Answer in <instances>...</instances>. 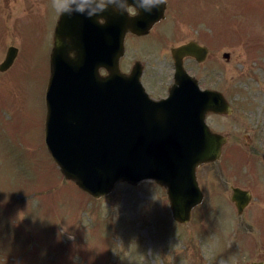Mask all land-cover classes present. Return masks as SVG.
Returning a JSON list of instances; mask_svg holds the SVG:
<instances>
[{
	"label": "rangeland",
	"instance_id": "374dc122",
	"mask_svg": "<svg viewBox=\"0 0 264 264\" xmlns=\"http://www.w3.org/2000/svg\"><path fill=\"white\" fill-rule=\"evenodd\" d=\"M10 3L0 12V63L8 46L19 53L0 72V264L264 263V0H203L206 19L195 23L186 0H176L182 19L171 24L169 40L152 33L125 43L121 70L140 61L142 82L151 80L155 96L171 79L170 47L195 37L210 55L187 63L188 71L232 106L229 115L207 118L227 141L218 160L197 168L203 201L187 223L172 218L165 190L153 180L116 183L95 199L63 177L44 138L59 12L52 0ZM231 186L251 192L241 214Z\"/></svg>",
	"mask_w": 264,
	"mask_h": 264
},
{
	"label": "water",
	"instance_id": "95a60500",
	"mask_svg": "<svg viewBox=\"0 0 264 264\" xmlns=\"http://www.w3.org/2000/svg\"><path fill=\"white\" fill-rule=\"evenodd\" d=\"M136 1L68 0L64 6L49 56L45 144L63 177L91 197L107 195L116 183L153 180L164 188L172 218L187 223L203 201L197 168L218 160L226 142L206 115H229L232 107L220 91L201 89L184 69V56L206 58L207 49L194 41L171 49L174 80L165 98L146 93L140 61L121 70L126 33L145 34L156 21L152 4L135 16L123 10ZM16 54L15 46L8 47L0 72ZM231 189L241 214L251 193Z\"/></svg>",
	"mask_w": 264,
	"mask_h": 264
},
{
	"label": "flooded vegetation",
	"instance_id": "af4514ba",
	"mask_svg": "<svg viewBox=\"0 0 264 264\" xmlns=\"http://www.w3.org/2000/svg\"><path fill=\"white\" fill-rule=\"evenodd\" d=\"M13 1H15V0H0V12L1 11H3V10H5V9H7L6 7H8L9 6V3L10 2H13ZM31 1V0H30ZM202 1L203 0H186V4H187V6H184V9H185V11L188 13V15H189V17L190 18H192V20H193V23H195V22H197V21H200V19L202 18V16H204L205 17V19H206V16L205 15H202L203 13H202V5H203V3H202ZM227 2L229 1V0H226ZM175 2H176V0H165V2H160V0H154V3H153V0H137L136 1V6H138L137 8H136V6H134L133 4H130V5H127V6H124L123 7V10H125L127 13H128V15H130V16H135V15H137L138 14V11H137V9L138 8H140L142 5L143 6H148V7H150L151 6V4H152V6L151 7H153L154 8V10H155V14H154V16H155V18H156V21L154 22V24L151 26V28L148 30V32H146L145 34H135V33H133V32H131V31H129V32H127L126 33V35H125V40H124V47L126 46L125 45V43L127 44V41L129 40V39H131V38H136V39H139V38H146V37H149V35L150 34H152V33H155L156 34V36H159L160 35V43H161V40H163L164 41V43L167 41V40H169L173 35H174V31H173V29H172V27H171V24H173V22H174V20L176 19V18H180V19H182V15H181V13L179 12V11H177L175 8H174V4H175ZM11 4V3H10ZM229 4V9L231 10V9H233L232 7H231V3L229 2L228 3ZM216 14H214V16H215ZM59 16H60V13H58V16H57V19H56V21H55V23H54V28H55V25H56V23H57V20H58V18H59ZM196 16H198V17H196ZM167 27L171 30V32H168V35H167ZM165 29H166V32H165ZM156 30V31H155ZM160 34H159V33ZM53 33H54V29H53ZM202 38H204V39H206V37H204L203 35H202ZM191 41H194V42H196L198 45H200V46H203V47H205L206 49H207V55H206V58H205V60L207 59V57H208V55H210V50H209V48H208V46L206 45V44H204V43H202V42H200V41H198L195 37H192V38H189L188 40H186V41H184V42H181L180 44H178V45H172L171 47H170V57H171V66H172V71H171V79H170V81L168 82V84H167V86H166V88H165V92H164V94L163 95H155L154 96V93H153V90H151L150 89V82H151V80H147V83L146 84H144L143 82H144V80H143V75H144V66H143V64H142V74H141V76H140V80H141V83H142V85H143V87H144V90L146 91V93L149 95V97H151V98H153V99H160V98H165L167 95H168V89H169V87L171 86V84L173 83V80H174V60H173V58H172V51H171V49L172 48H175V47H178V46H180V45H183V44H186V43H189V42H191ZM52 42H53V34H52ZM163 44V43H162ZM161 45V44H160ZM162 46V45H161ZM8 47H10V46H8ZM8 47H7V49H8ZM17 48V47H16ZM6 49V50H7ZM124 52H125V50H124ZM18 53H19V49L17 48V54L16 55H18ZM224 53V52H223ZM227 54H228V56L227 57H225L226 58V60L227 61H229L230 60V57H231V55H230V53L229 52H226ZM16 58V57H15ZM15 60V59H14ZM205 60H203V61H205ZM135 61H137V60H135ZM134 61V62H135ZM203 61H201V62H203ZM134 62H132V65H133V63ZM201 62H199L194 56H191V55H188V56H184L183 58H182V64H183V66H184V69L186 70V72H188L190 75H192V73L191 72H189L188 71V68H187V63H195V64H199V63H201ZM12 65H13V63H12ZM11 65V66H12ZM132 65L129 67V69H127V70H123L124 72H128L130 69H131V67H132ZM10 66V67H11ZM9 67V68H10ZM8 68V69H9ZM7 69V70H8ZM7 70H5V71H7ZM5 71H3V72H5ZM101 72L104 74L105 73V70H103V69H101ZM2 73V72H1ZM193 76V75H192ZM143 81V82H142ZM198 81V80H197ZM199 84V83H198ZM200 87V86H199ZM201 88V87H200ZM201 89H212V90H216L215 88H201ZM218 91V90H217ZM153 93V94H152ZM232 107V106H231ZM210 115H225V114H218V113H214V112H210V113H208L207 115H206V123H207V118L210 116ZM210 127V126H209ZM211 128V127H210ZM212 129V128H211ZM213 130V129H212ZM214 131V130H213ZM214 132H216V131H214ZM218 133V132H217ZM221 134V133H220ZM226 141H227V139H226ZM223 153H224V151H223ZM263 154L264 153H260V157L262 158V160H263V163H264V157H263ZM196 174H197V171H196ZM198 179V178H197ZM232 187H238V186H231V188ZM231 191H232V189H231ZM251 193V192H250Z\"/></svg>",
	"mask_w": 264,
	"mask_h": 264
},
{
	"label": "clouds",
	"instance_id": "9594fccd",
	"mask_svg": "<svg viewBox=\"0 0 264 264\" xmlns=\"http://www.w3.org/2000/svg\"><path fill=\"white\" fill-rule=\"evenodd\" d=\"M160 2H165V0H160ZM52 4H53V7H55L60 14H64L65 12L64 6L68 4V0H52Z\"/></svg>",
	"mask_w": 264,
	"mask_h": 264
}]
</instances>
